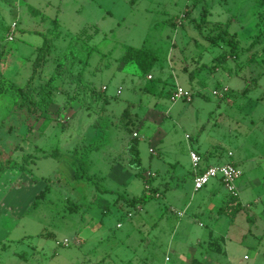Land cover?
<instances>
[{
    "label": "rangeland",
    "instance_id": "374dc122",
    "mask_svg": "<svg viewBox=\"0 0 264 264\" xmlns=\"http://www.w3.org/2000/svg\"><path fill=\"white\" fill-rule=\"evenodd\" d=\"M45 37L31 86L53 77L56 96L42 117L19 91ZM129 46L152 50V68L123 63ZM0 47V264H264L262 0H0ZM178 84L192 101L171 99ZM191 150L241 169L236 216L219 212L231 198L219 181L194 191Z\"/></svg>",
    "mask_w": 264,
    "mask_h": 264
},
{
    "label": "trees",
    "instance_id": "16d2710c",
    "mask_svg": "<svg viewBox=\"0 0 264 264\" xmlns=\"http://www.w3.org/2000/svg\"><path fill=\"white\" fill-rule=\"evenodd\" d=\"M262 2H264V0H262ZM33 12L34 13L37 12V9H33ZM203 13H206L205 8L203 9ZM198 26L200 27V24L195 25V27H198ZM223 31L224 30H221L217 34L209 36L208 38H210L215 43H217V40L221 39L219 35ZM221 37L223 39L227 40V42L232 46L231 54H234L235 48L237 47L235 38L234 37L226 38L225 36H221ZM50 45H51V41L47 37H45L44 41H43V45L41 47H39V49H38V55H37V58L34 62V66H35L34 72H33L32 76L29 78V81L25 85L20 87V91H19V92H21V95L23 97L29 98L28 109L29 110L31 109L32 112H36V113H38L39 116H42V117H46L48 115L47 114L48 108L51 105H53L55 102L54 100H55V96H56V94H55L56 85L53 83V80H54L53 77H51V79L46 83L45 86L44 85H38V86L32 87L31 83L33 82V79L35 78L39 67L41 68V66H42L41 64H43V61L45 60V55H46ZM9 53H10V51H8L7 48L3 49L2 47H0V63L7 59ZM157 58H158L157 55L152 50H149L146 46H142L140 48L129 46L126 48V51L122 57V61L125 64L134 63L138 66V68L141 71L147 72L155 64V62L157 61ZM225 58H226L225 54H222V55H220L218 60L220 62H222ZM36 89H38V92H39L38 93V100L33 99L34 98L33 94L35 93ZM38 108H40V109H38ZM125 113H127V110L125 111ZM101 145H102L101 140L90 142L89 144L85 145L86 151L84 154L88 155L89 153H91L95 149L100 148ZM129 152L131 154V161L134 162L138 167H140L141 166V158H140V153H139V149H138V143L136 141L132 140L130 142ZM81 163L82 162L79 161V159H77V158L73 161V164L76 167V171H75L76 178H82V179L92 181V179H94V178L91 177L90 175L86 174L84 166ZM140 176L145 178L144 174L140 173ZM103 192H107V190H103ZM150 198H151L150 195L142 194L139 197L130 198L129 201L131 203L137 205V204H140V203L142 204V203L148 201ZM241 209H242V204L239 201V197H231L229 200V203L226 205V207H224V208L221 207L219 209V212L220 213L223 212V213H226L227 215H230L231 217H234L239 213V211ZM210 236H211L210 238L212 239L213 234L210 233ZM209 245L211 246V248L215 252H217V253L223 252V248L221 247V245L218 242L215 243L212 240H210ZM191 264H207V263H205L204 261H202L198 258H194L192 260Z\"/></svg>",
    "mask_w": 264,
    "mask_h": 264
},
{
    "label": "built area",
    "instance_id": "2783aa9c",
    "mask_svg": "<svg viewBox=\"0 0 264 264\" xmlns=\"http://www.w3.org/2000/svg\"><path fill=\"white\" fill-rule=\"evenodd\" d=\"M17 27V23L13 22L11 31L7 35V40L12 41L14 40L13 33ZM104 89H106L104 87ZM120 93V90L118 91ZM228 92V88L225 87L223 90L218 91L214 90L213 93L215 95L224 96L225 93ZM171 99L173 101L178 100H186V101H192L193 99V92L190 90H187L183 88L180 85H176V87L173 89L171 93ZM134 136H137V133H134ZM188 137V136H187ZM150 152H153V149H150ZM233 153L229 152L228 156H232ZM190 158L193 168V181H194V191H199L204 189L210 182L213 180L219 181L225 189L228 191V193L231 195V197H239L240 191L238 187V180L242 176L241 169L231 161L225 162L223 164H202L203 157L201 154L197 151H190ZM148 195L154 196V193L148 190ZM156 196H158V193H155ZM185 212L179 211L178 214L182 216ZM129 217L132 216L131 213L128 215ZM118 226H121V224H118ZM64 243L66 245L69 244V240L65 239ZM169 259L168 257L166 258Z\"/></svg>",
    "mask_w": 264,
    "mask_h": 264
},
{
    "label": "crops",
    "instance_id": "0c3cea01",
    "mask_svg": "<svg viewBox=\"0 0 264 264\" xmlns=\"http://www.w3.org/2000/svg\"><path fill=\"white\" fill-rule=\"evenodd\" d=\"M12 24H13V23H12ZM97 31H98V28H97ZM252 55H256V53H253ZM233 57H235V56H233ZM172 65H173V64H172ZM217 69H218V67L216 68V70H217ZM184 70H185V71H188V70L190 71V69H189L187 66L184 68ZM147 77H148V79H150V80H152V79L154 78V76H153L152 74H150V73L148 74ZM178 85H179V84H178ZM180 86H181V85H180ZM104 87H105L106 89H104ZM103 90H107V87H106V86H103ZM119 90H120V93L117 92L118 95H120V94L122 93V89L120 88ZM119 90H118V91H119ZM145 90H146V91H152V88L150 89V88L146 85V86H145ZM135 133H137V132H135ZM133 136H134V133H133ZM138 136H139V135H138V133H137V136H136V137H138ZM100 140H101V139H100ZM95 141H97V140H95ZM93 142H94V141H93ZM88 144H89V143H88ZM129 144H130V143H129ZM84 145H87V144H84ZM128 148H129V147H128ZM150 149H153V148H150ZM92 152H93V151H92ZM153 152H155L154 149H153ZM197 152H198V151H197ZM88 155H89V154H88ZM142 174H143V173H142ZM153 175H154V173H153ZM144 176H145V179H146V180H148V179L150 178V175H149V177H147L146 175H144ZM151 180H152V179H150V182H151ZM215 198H216V197H215ZM140 205H143V203H142V204L140 203ZM224 205H225V204H223V206H221V207H224ZM178 211H184L185 213L182 215V216H184V215L186 214V211H187V210L184 209V210H178ZM182 216H181V217H182ZM210 240H211V239H210ZM210 240L208 241V248H209V246H210V245H209ZM210 247H211V246H210ZM195 258H196V257H195ZM193 259H194V258H193ZM193 259H192V260H193ZM198 259H199V258H198ZM168 260H169V259H168ZM168 260L166 259V261H168ZM192 260H191V262H192ZM200 260H202V259H200ZM202 261H203V260H202ZM204 262H205V261H204ZM205 263H207V262H205ZM190 264H191V263H190ZM207 264H210V263H207ZM211 264H212V263H211Z\"/></svg>",
    "mask_w": 264,
    "mask_h": 264
}]
</instances>
